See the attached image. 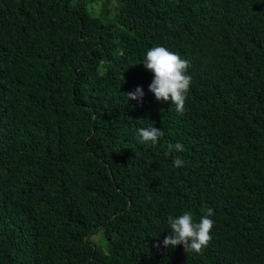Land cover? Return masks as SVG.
<instances>
[{
    "label": "trees",
    "instance_id": "obj_1",
    "mask_svg": "<svg viewBox=\"0 0 264 264\" xmlns=\"http://www.w3.org/2000/svg\"><path fill=\"white\" fill-rule=\"evenodd\" d=\"M156 46L190 62L182 115ZM207 208L201 253L154 247ZM0 264H264V0H0Z\"/></svg>",
    "mask_w": 264,
    "mask_h": 264
},
{
    "label": "clouds",
    "instance_id": "obj_2",
    "mask_svg": "<svg viewBox=\"0 0 264 264\" xmlns=\"http://www.w3.org/2000/svg\"><path fill=\"white\" fill-rule=\"evenodd\" d=\"M142 64L146 70L153 74L148 89L153 93L155 99L157 101H170L175 106V111L182 115L192 83V76L188 74L190 62L166 47L156 46L146 51ZM125 94L128 100L137 101L144 95L140 86ZM163 135V131L153 125L137 129V139L142 144L156 145ZM167 149L166 154L170 155L174 151H183V145L179 142L169 143ZM183 163L179 157L173 159V167H182ZM213 214V209L207 208L198 222L190 211H184L176 217L168 216L167 224L171 230L170 234L168 233L163 241L155 244L154 247L159 248L161 244L165 248H175L177 245H182L186 253H201L212 240L211 233L214 221L210 217Z\"/></svg>",
    "mask_w": 264,
    "mask_h": 264
},
{
    "label": "rangeland",
    "instance_id": "obj_3",
    "mask_svg": "<svg viewBox=\"0 0 264 264\" xmlns=\"http://www.w3.org/2000/svg\"><path fill=\"white\" fill-rule=\"evenodd\" d=\"M93 5H94V8L97 9V8L99 7L100 3L97 2V3H94ZM100 237H101V234H100V233H95V234H93V235L91 236V238H92L93 240L98 241V243L104 244V241L99 239Z\"/></svg>",
    "mask_w": 264,
    "mask_h": 264
}]
</instances>
